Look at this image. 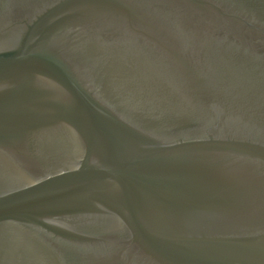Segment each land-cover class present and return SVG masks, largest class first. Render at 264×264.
<instances>
[{"label": "water", "instance_id": "95a60500", "mask_svg": "<svg viewBox=\"0 0 264 264\" xmlns=\"http://www.w3.org/2000/svg\"><path fill=\"white\" fill-rule=\"evenodd\" d=\"M0 264H264V0H0Z\"/></svg>", "mask_w": 264, "mask_h": 264}]
</instances>
